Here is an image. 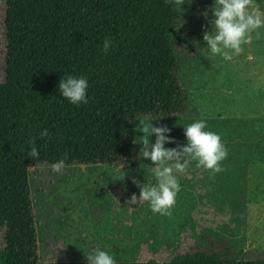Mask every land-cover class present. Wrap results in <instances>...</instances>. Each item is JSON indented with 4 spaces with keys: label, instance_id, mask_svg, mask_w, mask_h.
Here are the masks:
<instances>
[{
    "label": "trees",
    "instance_id": "1",
    "mask_svg": "<svg viewBox=\"0 0 264 264\" xmlns=\"http://www.w3.org/2000/svg\"><path fill=\"white\" fill-rule=\"evenodd\" d=\"M186 1V0H185ZM264 2V0H256ZM4 6L3 81L0 82V264L42 262L30 198V167L38 164L129 167L137 117L181 115L186 93L173 49L177 10L165 0H0ZM105 37L113 41L101 51ZM65 75L88 80V104L58 91ZM47 129L48 135L41 136ZM34 141L39 157H29ZM116 264H264L214 250L168 260Z\"/></svg>",
    "mask_w": 264,
    "mask_h": 264
},
{
    "label": "rangeland",
    "instance_id": "2",
    "mask_svg": "<svg viewBox=\"0 0 264 264\" xmlns=\"http://www.w3.org/2000/svg\"><path fill=\"white\" fill-rule=\"evenodd\" d=\"M257 2V1H256ZM177 10L173 49L178 78L186 93L181 115L145 117L167 126L175 143L186 145L184 126L207 122L227 147L224 171L216 175L193 162L178 175L180 191L171 215L153 214L147 202L128 205L141 184H155L152 162L139 157L142 132L132 121V143L138 159L129 167L115 165H53L30 167V198L36 235V256L42 262L87 261L97 247L115 260H168L175 254L214 250L242 259L264 257V28L233 53L231 61L214 56L203 40L211 30L203 13L214 0H186ZM191 3V5L187 4ZM264 9V2H257ZM4 6L0 2V82L3 81ZM155 142V137H152ZM3 229H0V250Z\"/></svg>",
    "mask_w": 264,
    "mask_h": 264
},
{
    "label": "clouds",
    "instance_id": "3",
    "mask_svg": "<svg viewBox=\"0 0 264 264\" xmlns=\"http://www.w3.org/2000/svg\"><path fill=\"white\" fill-rule=\"evenodd\" d=\"M165 3L174 5L176 10L185 11L182 7L186 4L185 0H165ZM209 11L212 16L211 30L205 29L203 40L212 55L221 56L226 61L233 59V53L238 55L242 51V45L250 43L253 32L264 28V9L256 0H214L211 9L203 13L205 19L209 18ZM112 46L113 41L105 37L101 51L108 53ZM88 86V80L84 76L65 75L59 81L58 91L74 105L88 104ZM138 121L136 130L143 135L139 142L136 139L133 142L142 144L139 157L152 162L151 172L156 183L141 184L134 179L140 193L139 196L132 194L127 203L131 206L147 202L153 214L170 216L176 203V195L180 191L178 175L185 173L193 162L213 176L223 172L222 162L228 158V149L217 133L205 130L207 122L204 119L184 126L187 143L178 144L176 148L165 147L168 143H175L168 135L171 129L167 126H154L153 121L145 117ZM48 134L47 129L41 132V136ZM29 143L32 144L29 157L38 158L35 142ZM53 170L59 172L61 165H53ZM84 254L89 264H116L113 255L99 247Z\"/></svg>",
    "mask_w": 264,
    "mask_h": 264
}]
</instances>
